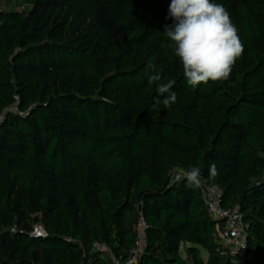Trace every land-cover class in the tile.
Returning a JSON list of instances; mask_svg holds the SVG:
<instances>
[{"label": "trees", "instance_id": "obj_1", "mask_svg": "<svg viewBox=\"0 0 264 264\" xmlns=\"http://www.w3.org/2000/svg\"><path fill=\"white\" fill-rule=\"evenodd\" d=\"M213 2L245 51L229 79L196 87L167 47L171 0L0 7V264H111L94 242L125 260L140 214L138 264H264V0ZM150 59L174 81L169 108ZM193 166L239 206L250 257L219 256L201 187L175 181ZM38 220L45 238L29 236Z\"/></svg>", "mask_w": 264, "mask_h": 264}, {"label": "clouds", "instance_id": "obj_2", "mask_svg": "<svg viewBox=\"0 0 264 264\" xmlns=\"http://www.w3.org/2000/svg\"><path fill=\"white\" fill-rule=\"evenodd\" d=\"M166 20L170 24L163 26L167 47L178 58L188 85L196 87L201 83L220 82L229 79L233 67L242 57L245 47L232 22L230 13L222 3L213 0H171ZM151 74H147L149 85L156 84V92L163 100L156 99L155 104L165 108L177 102V93L170 91L174 81L162 82L161 72L149 60L147 65ZM218 175L216 164L209 168V178ZM186 180L185 187L197 189L203 179L197 166L187 170L180 169L175 181Z\"/></svg>", "mask_w": 264, "mask_h": 264}, {"label": "built area", "instance_id": "obj_3", "mask_svg": "<svg viewBox=\"0 0 264 264\" xmlns=\"http://www.w3.org/2000/svg\"><path fill=\"white\" fill-rule=\"evenodd\" d=\"M10 110H16V106L11 107ZM4 117L5 111L0 114V123L3 121ZM201 195L211 219L220 222L215 236V244L219 256L231 262H239L248 256L250 257L247 251V225L242 218L239 206L234 205L229 208L222 207V189L218 185H202ZM36 216L39 217L38 215ZM146 226V222L140 214L138 222L135 225V242L129 250L125 260H121L119 257L113 255L105 244L94 242L93 249L105 252L111 264H138L146 246ZM11 231L15 232L16 227L14 226L11 228ZM47 235L41 222L39 220L35 221L29 232V236L32 238H45Z\"/></svg>", "mask_w": 264, "mask_h": 264}, {"label": "rangeland", "instance_id": "obj_4", "mask_svg": "<svg viewBox=\"0 0 264 264\" xmlns=\"http://www.w3.org/2000/svg\"><path fill=\"white\" fill-rule=\"evenodd\" d=\"M27 0H0V7L16 5L17 8L22 9L26 7ZM181 255L185 256V246L182 245L180 248ZM201 255L204 261L207 259V253L205 250H201Z\"/></svg>", "mask_w": 264, "mask_h": 264}]
</instances>
